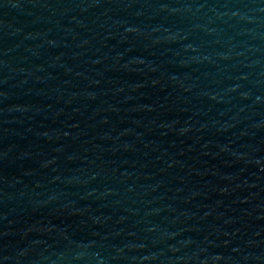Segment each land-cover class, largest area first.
Instances as JSON below:
<instances>
[{
	"label": "water",
	"instance_id": "95a60500",
	"mask_svg": "<svg viewBox=\"0 0 264 264\" xmlns=\"http://www.w3.org/2000/svg\"><path fill=\"white\" fill-rule=\"evenodd\" d=\"M0 264H264V0H0Z\"/></svg>",
	"mask_w": 264,
	"mask_h": 264
}]
</instances>
